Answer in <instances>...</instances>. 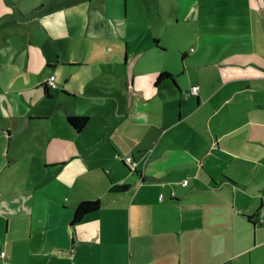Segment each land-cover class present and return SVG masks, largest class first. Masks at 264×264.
<instances>
[{
  "label": "crops",
  "instance_id": "obj_1",
  "mask_svg": "<svg viewBox=\"0 0 264 264\" xmlns=\"http://www.w3.org/2000/svg\"><path fill=\"white\" fill-rule=\"evenodd\" d=\"M89 1L87 36L119 28L126 57L59 51L44 61L37 50L43 71L23 68L36 74L24 98L5 99L0 264H264V100L231 95L264 84V0H177L193 32L173 44L162 29L128 33L105 0ZM57 9L46 27L70 34L71 12ZM162 72L173 79L157 84ZM68 116L89 120L78 129Z\"/></svg>",
  "mask_w": 264,
  "mask_h": 264
},
{
  "label": "rangeland",
  "instance_id": "obj_2",
  "mask_svg": "<svg viewBox=\"0 0 264 264\" xmlns=\"http://www.w3.org/2000/svg\"><path fill=\"white\" fill-rule=\"evenodd\" d=\"M105 3L106 15L111 19H118L122 29L121 23L128 24V33L139 28H144L146 34L154 28L162 29V43L167 41L173 44L179 36L188 40L193 32L190 21L178 22L181 14L177 12V0H105ZM64 6L63 11L68 14L71 12L73 18L70 34L69 28L65 29L62 25L54 23L49 28L45 24L52 17L61 18L57 7ZM90 6L89 0H0V161L5 160L4 152L7 146V139L2 134L7 121L4 116L5 99H13L18 94L24 98L20 89L32 82L31 78L35 77V73L43 71L42 57L44 60L46 54L53 56V53L62 51L89 55L92 62H95L100 52L115 54L122 50L125 59L127 39L119 28L118 37L87 36L85 28L90 17ZM59 21L64 23V19ZM37 50L42 57L34 56V51ZM30 52L33 54L31 58L28 57ZM23 68H30L35 73L28 74ZM194 72L198 71L194 69ZM194 72L193 77L197 75ZM187 76L185 74L184 78ZM231 95H236L235 99L241 96H256L264 100V84L256 85L251 91L232 92ZM258 119L264 131V115L258 114ZM233 127L235 126H229L230 129ZM219 156L226 155L218 154L217 157ZM6 171L8 169L4 172L0 169V183Z\"/></svg>",
  "mask_w": 264,
  "mask_h": 264
},
{
  "label": "trees",
  "instance_id": "obj_3",
  "mask_svg": "<svg viewBox=\"0 0 264 264\" xmlns=\"http://www.w3.org/2000/svg\"><path fill=\"white\" fill-rule=\"evenodd\" d=\"M173 79L172 74L168 72H162L156 79V83H160L162 80ZM47 85V84H45ZM48 86V85H47ZM48 88V87H47ZM50 96V93H48ZM89 120L88 116H68V121L78 129L83 128ZM128 185L114 186L112 190L124 191ZM101 200H84L82 201L77 208L72 219L71 224L75 225L80 222L87 214L97 211L101 207Z\"/></svg>",
  "mask_w": 264,
  "mask_h": 264
},
{
  "label": "built area",
  "instance_id": "obj_4",
  "mask_svg": "<svg viewBox=\"0 0 264 264\" xmlns=\"http://www.w3.org/2000/svg\"><path fill=\"white\" fill-rule=\"evenodd\" d=\"M47 85L50 89L56 90L59 86L55 80V76H51L48 81H47ZM197 86L192 87L191 92H187L186 93V97H188L190 94L192 93H197ZM125 162L131 167V169H136L137 168V162L134 160L133 156H127L125 158ZM185 184L189 183V180L186 179L184 181ZM259 222L262 223L264 222V206L262 208L261 214H259ZM5 251L1 252L2 256H5Z\"/></svg>",
  "mask_w": 264,
  "mask_h": 264
}]
</instances>
